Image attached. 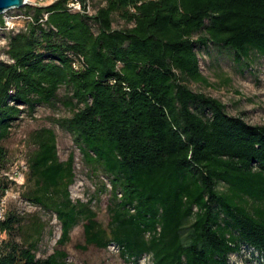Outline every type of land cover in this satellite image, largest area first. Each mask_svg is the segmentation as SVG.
<instances>
[{
  "label": "trees",
  "instance_id": "1",
  "mask_svg": "<svg viewBox=\"0 0 264 264\" xmlns=\"http://www.w3.org/2000/svg\"><path fill=\"white\" fill-rule=\"evenodd\" d=\"M22 11L25 29L3 34L0 172L14 122L63 87L72 115L58 124L110 186L103 227L89 204L70 199L73 158L59 161L53 131L32 133L22 197L56 216L57 245L82 221L83 250L114 245L126 263L230 264L244 246L264 259V126L188 87L208 85L198 49H227L238 65L264 57V0H104L93 16L83 0H55ZM114 16L127 27L114 30ZM7 187L0 175V191ZM23 220L10 212L1 224L10 240L0 264H68L61 250L37 259L45 226Z\"/></svg>",
  "mask_w": 264,
  "mask_h": 264
},
{
  "label": "rangeland",
  "instance_id": "2",
  "mask_svg": "<svg viewBox=\"0 0 264 264\" xmlns=\"http://www.w3.org/2000/svg\"><path fill=\"white\" fill-rule=\"evenodd\" d=\"M54 1L45 0L42 5H48ZM83 3L89 7V14L93 16L104 4V0H83ZM13 11H8V13ZM11 15H15V12L7 14L5 18ZM24 26L25 22L22 19L8 23L11 32L21 30ZM126 27L123 21L113 17L112 28L114 30ZM93 31L97 32L95 26ZM2 37L4 36L0 33V60L8 61L4 54L7 41ZM197 52L200 72L208 85L188 83L189 89L194 93H201L221 102L229 116L242 117L250 125L264 126V57L253 53L248 62L238 65L233 62L231 52L221 47L209 45L208 48L198 49ZM66 94L67 92L62 87L58 91L57 100L51 105L37 106L32 113L23 110L24 112L13 124L9 138L3 142L8 153V164L6 170L2 172L17 173V181L12 187L13 195L17 197L8 198V213L11 212L23 218V223H27L31 216H34L44 224L41 240L35 250L37 259H46L55 250H61L67 255L68 264H133L124 262L114 245L106 249L88 247L83 250L81 248L84 245L82 221L70 231L69 241L63 247H59L56 242L60 238L61 228L56 216L32 205L22 197V193L29 186L26 183V161L34 150V145L30 141L31 135L35 131L48 129L55 134L59 161L66 162L69 157L73 158L74 181L68 188L72 202L80 201V203L89 204L96 213L97 222L103 227H106L110 220L107 210L110 186L107 177L100 170L93 171L84 163L72 136L58 124V121L72 115L71 110L63 105ZM13 238L16 243H20L21 238L18 234H14ZM9 240L10 236L7 233H0V248ZM229 263L264 264V259L253 249L244 246L239 254L230 256ZM136 264H151V262L149 257L143 256Z\"/></svg>",
  "mask_w": 264,
  "mask_h": 264
},
{
  "label": "built area",
  "instance_id": "3",
  "mask_svg": "<svg viewBox=\"0 0 264 264\" xmlns=\"http://www.w3.org/2000/svg\"><path fill=\"white\" fill-rule=\"evenodd\" d=\"M147 1L155 2L158 0H147ZM43 2H45V0H26V3H27L26 6L27 5L41 6L43 4ZM68 7L71 8L73 11H82L81 5L79 2H71V3H69ZM13 10H14L13 12H15V15H13V16L11 15L12 17L8 16V18H5V16L7 14L10 15L13 13V12L8 13V11L4 12L0 15V33L9 34V33H16L18 31H20V30H17L15 32H13V31L11 32L10 27H8V23L10 21L12 22L13 20L22 19L25 22V24L27 23V21H30V17L25 16L23 14L22 10H20V9H13ZM9 11H11V10H9ZM86 13L89 14V7L88 6H86ZM23 29H25V26L22 27L21 30H23ZM3 39L6 41L5 38H3ZM72 67L74 70H79L81 68V64L77 59H75V61L72 64ZM16 175H17V173L12 172V171L2 172V175H1L3 178H5L9 182V187L0 191V227H1V224L5 221L7 213H8V198L10 196L15 198V196H16V195H13V190H12V187L14 186L15 182L17 181Z\"/></svg>",
  "mask_w": 264,
  "mask_h": 264
},
{
  "label": "water",
  "instance_id": "4",
  "mask_svg": "<svg viewBox=\"0 0 264 264\" xmlns=\"http://www.w3.org/2000/svg\"><path fill=\"white\" fill-rule=\"evenodd\" d=\"M26 4V0H0V15L9 10L23 8Z\"/></svg>",
  "mask_w": 264,
  "mask_h": 264
}]
</instances>
